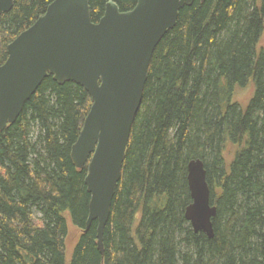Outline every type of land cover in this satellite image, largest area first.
<instances>
[{"label":"trees","instance_id":"obj_1","mask_svg":"<svg viewBox=\"0 0 264 264\" xmlns=\"http://www.w3.org/2000/svg\"><path fill=\"white\" fill-rule=\"evenodd\" d=\"M52 0H15L6 46ZM108 0H90L98 21ZM122 11L137 0H112ZM264 0H194L154 50L103 235L70 157L91 101L48 76L0 133V264H264ZM250 88L246 99L237 91ZM206 169L214 235L194 232L187 163ZM35 213H38L36 215ZM70 224L80 231L68 245Z\"/></svg>","mask_w":264,"mask_h":264},{"label":"water","instance_id":"obj_2","mask_svg":"<svg viewBox=\"0 0 264 264\" xmlns=\"http://www.w3.org/2000/svg\"><path fill=\"white\" fill-rule=\"evenodd\" d=\"M14 1L0 0V16ZM89 1L52 0L8 43L0 65V133L15 122L44 78L84 88L91 104L70 157L75 167L86 166L90 199L84 230L96 221V244L103 253L104 229L154 50L175 27L180 10L194 0H137L126 11L108 0L96 22ZM186 170L191 202L184 217L194 232L212 238L217 207L210 201L204 163L192 159Z\"/></svg>","mask_w":264,"mask_h":264},{"label":"rangeland","instance_id":"obj_3","mask_svg":"<svg viewBox=\"0 0 264 264\" xmlns=\"http://www.w3.org/2000/svg\"><path fill=\"white\" fill-rule=\"evenodd\" d=\"M261 44L264 45V36L261 39ZM238 97L241 99H246L249 94H250V88L244 89L243 91H237ZM38 215V213H35ZM80 230L70 224V232H69V237H68V245L71 247L72 243L76 240V238L79 235Z\"/></svg>","mask_w":264,"mask_h":264}]
</instances>
